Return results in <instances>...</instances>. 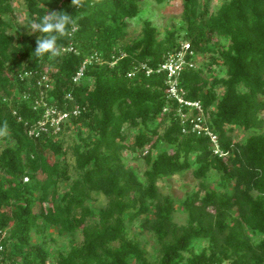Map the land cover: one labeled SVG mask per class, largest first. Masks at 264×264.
<instances>
[{
	"label": "trees",
	"instance_id": "obj_1",
	"mask_svg": "<svg viewBox=\"0 0 264 264\" xmlns=\"http://www.w3.org/2000/svg\"><path fill=\"white\" fill-rule=\"evenodd\" d=\"M142 1L82 0L75 8L71 0H23L27 18L19 25L12 0H0V126L8 124L0 137V264H264V0H224L214 12L212 0H181L179 26L158 37L145 20L127 40ZM48 10L72 15L75 31L58 41L60 56L37 58L42 34L26 26ZM214 37L228 44L217 46ZM186 40L207 55V67L184 70L179 83L208 108L221 156L207 136L181 131L163 73L127 76L141 62L155 67ZM91 55L99 61L73 81ZM217 64L223 76L212 70ZM45 71L48 89L36 83ZM41 96L66 110L78 104L81 112L57 134L30 136L44 110ZM235 128L244 140L233 138ZM134 129L129 143L126 132ZM125 150L139 151L146 166L140 176L124 162ZM190 169L197 188L176 205L159 182ZM94 195L102 206L91 203ZM49 228L68 236L66 248L49 250ZM195 240L206 243L193 251Z\"/></svg>",
	"mask_w": 264,
	"mask_h": 264
},
{
	"label": "rangeland",
	"instance_id": "obj_2",
	"mask_svg": "<svg viewBox=\"0 0 264 264\" xmlns=\"http://www.w3.org/2000/svg\"><path fill=\"white\" fill-rule=\"evenodd\" d=\"M224 0H212L210 3V10L214 12L218 6ZM12 5L14 7V14H15V24L24 25L26 16V9L23 6V0H12ZM181 12H182V2L181 0H166L161 4H156L153 0H143L142 1V10L135 16L128 25V36L127 40H131L137 37L140 33V28L143 25L145 20H149L158 30V37H162L165 35L166 31L179 26L181 22ZM212 43L216 44L217 46L220 45H227L228 41L219 37H214L212 39ZM207 56V55H206ZM204 54H200L197 59L198 67L201 65L205 66V62L207 60ZM212 70L219 76H223L225 74V68L221 64L214 65ZM264 117V113H262ZM166 126V123H163L161 126L158 127V130L161 132L162 129ZM264 132V126L261 129ZM136 130H127V142L132 143L134 140V133ZM233 138L235 140H244L247 134L243 132L239 128H235L232 132ZM64 140L67 144H71L74 141L72 140V136L70 132H68L64 136ZM143 150V153H145ZM168 150L171 152V147H168ZM156 151H153L155 154ZM69 154V153H68ZM138 155L139 151L133 153L131 151L125 150L122 152V158L126 165L132 167L136 173L140 176L145 169V163L142 158ZM137 156V158H134ZM215 177L212 175L209 177V181L213 183L215 181ZM160 189L164 193L171 194L176 202V205L182 201L189 193L197 188L198 180L195 179L192 175L191 169L185 171L182 174H176L170 176L169 178H165L159 182ZM91 203L95 206H102L103 201L101 197L98 195H94V198L91 200ZM185 212L182 210H177L175 213V219L178 223H182L185 220ZM46 235H50L53 239L49 243V250L51 252L55 251L57 248H66L67 247V235H58L55 228H49V230L45 233ZM42 236V235H41ZM142 240L146 241V248L150 252V257L154 258L155 255V244L152 241L150 235L148 233H144L141 235ZM41 238V237H40ZM35 234L32 237L33 241L40 240ZM76 240L79 241L81 236L77 234L75 236ZM253 240H258V236L253 235ZM204 240H195L192 245L193 251L200 250L205 245ZM48 264V263H47Z\"/></svg>",
	"mask_w": 264,
	"mask_h": 264
},
{
	"label": "built area",
	"instance_id": "obj_3",
	"mask_svg": "<svg viewBox=\"0 0 264 264\" xmlns=\"http://www.w3.org/2000/svg\"><path fill=\"white\" fill-rule=\"evenodd\" d=\"M68 49L70 50V48ZM199 56L200 54L193 49L188 40L182 41L176 49L165 53L162 60L155 67L141 62L137 64L134 70L129 72L127 76H132L134 73L141 70H143L146 75H150L154 72L157 74L163 73L165 75L167 99L177 104L174 111L176 116L179 117L181 131L188 134L195 133L197 135L207 136L211 142L213 153L221 156L223 153L219 149L218 136L207 124L208 114L206 110L208 108L204 109L199 100L187 98L186 90L180 86L179 83L180 75L184 70L198 68L197 59ZM93 60L99 61V58L96 55H91L82 62L73 77V81L76 82L80 80L84 75L86 64H90ZM23 74L25 76L31 73L25 72ZM36 83L38 86H44L45 89H48L50 86L48 72L45 71L41 74L37 78ZM66 97L69 98L70 94H67ZM40 103L44 107L41 118L28 130V134L33 137H38L42 133H59L63 123L70 119L71 116H78L81 112L78 104L67 110L59 108L58 106L47 105L42 99V96ZM170 110V107L165 106L162 111L167 112ZM24 180H27V178L25 177ZM1 248L0 246V250ZM1 259L2 256L0 255V260Z\"/></svg>",
	"mask_w": 264,
	"mask_h": 264
},
{
	"label": "clouds",
	"instance_id": "obj_4",
	"mask_svg": "<svg viewBox=\"0 0 264 264\" xmlns=\"http://www.w3.org/2000/svg\"><path fill=\"white\" fill-rule=\"evenodd\" d=\"M71 5L75 8L82 6V0H71ZM76 21L72 15L64 11H47L39 21H32L26 27L29 34L36 32L42 35L36 39V47L32 54L37 58L44 56L58 57L61 54L62 45L58 43L61 38L70 37L75 31ZM8 135V124L4 121L0 126V137Z\"/></svg>",
	"mask_w": 264,
	"mask_h": 264
}]
</instances>
